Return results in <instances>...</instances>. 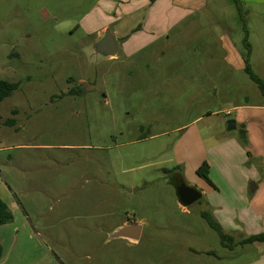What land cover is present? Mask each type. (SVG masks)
I'll use <instances>...</instances> for the list:
<instances>
[{
	"label": "rangeland",
	"instance_id": "374dc122",
	"mask_svg": "<svg viewBox=\"0 0 264 264\" xmlns=\"http://www.w3.org/2000/svg\"><path fill=\"white\" fill-rule=\"evenodd\" d=\"M205 1L192 12L174 0H0V79L20 85L0 102V198L14 215L0 227V264L252 258L227 260L202 218L216 220L222 205L237 212L231 186L245 187L249 203L264 179V97L223 48L225 25L241 33L242 22L232 0ZM142 6L153 9L134 48L118 39L117 59L95 56L116 16ZM243 9L244 22L264 24L260 9ZM203 163L213 186L197 173ZM171 170L198 202L181 205ZM236 217L228 225L249 226ZM134 221L147 222L138 243L110 239Z\"/></svg>",
	"mask_w": 264,
	"mask_h": 264
},
{
	"label": "crops",
	"instance_id": "0c3cea01",
	"mask_svg": "<svg viewBox=\"0 0 264 264\" xmlns=\"http://www.w3.org/2000/svg\"><path fill=\"white\" fill-rule=\"evenodd\" d=\"M174 1L176 4H179L181 6L184 5L187 9L189 8L192 12L195 11L198 12L199 10H201L200 8L202 7V5L206 3L205 0H174ZM240 1L243 7L246 9L248 7L251 8L256 7L257 9H260V11L264 12V0H240ZM138 8H140V10L139 9L131 10L129 14L126 12L119 13V15H117L115 19V21H117L115 29L111 30L116 39V42L118 39L120 41H127L128 47L130 46L131 48H134L135 43H138L137 40H140L138 39L140 37L137 36L139 32L142 30L144 23L145 25L148 23L147 20L149 19L150 12L153 9V7L151 6H146V7L142 6ZM155 13L159 14L157 11ZM249 16L250 17L258 16V13L256 14L255 12H253V10H250L248 12V17ZM246 28L249 35L248 36L249 42L252 48L250 55V65L251 67H253L257 75L264 80V24L258 27H254V25L252 26L250 20H247ZM243 36H244L243 29L241 30V33H237L228 25H225L224 35H223V48L226 52V56H227L226 59L228 60V63L232 65H238V67L243 68V70H245V59H244L245 49L242 44ZM146 45L147 44H143L142 48L146 47ZM134 53L135 51H129L128 53L126 52V54L129 55H133ZM118 54H119V48H118ZM258 66L259 69L256 68ZM247 134L248 132L246 131L245 138L247 137ZM254 185L256 186L255 191L254 192L249 191V193L255 194V196L257 194V197L252 198L249 201V203H245L247 202L246 201L247 191L245 187L240 188L237 187L236 185L231 186V191L234 193V197H236L240 201L239 202L240 207L238 211L237 212L232 211L231 205L229 204L230 206L227 205L229 206L228 208L225 205L221 206L222 212L220 215L218 214V212L217 213L214 212L213 214L216 219L215 221L218 224L219 222L221 223L220 227L223 233L232 237L234 239V243H236L235 247L231 249L229 247L223 246L220 241V246L223 253L222 255H224L226 259L229 261L233 260L232 259L233 256L234 258L237 257L243 258L245 256H248L249 253L253 252L252 258L243 262V264H264V242L243 244V241H245L247 238L251 236L264 234V179L262 180V183H257V184L255 183ZM244 210L245 213L248 212L249 213L242 215L241 213L242 212L244 213ZM235 215H237L236 219H239L242 222L245 221L246 223H248L249 226H247V224H244L243 228L231 226L232 224L231 219ZM220 219L222 221H220ZM136 223H137L136 221L124 222L123 224L118 226V228L133 225ZM146 223L147 222H143L144 226H142L141 237L144 233ZM229 223L231 224L228 225ZM197 236L198 235H194L195 238ZM115 240H123V242H126L129 245L136 244V243H131L130 241L124 239H115ZM185 250H188L191 256H194L195 258L198 259L200 250H198L195 247H190V248L186 247ZM206 253L207 255H209L212 252L207 251Z\"/></svg>",
	"mask_w": 264,
	"mask_h": 264
},
{
	"label": "trees",
	"instance_id": "16d2710c",
	"mask_svg": "<svg viewBox=\"0 0 264 264\" xmlns=\"http://www.w3.org/2000/svg\"><path fill=\"white\" fill-rule=\"evenodd\" d=\"M233 3L235 4L237 11L239 13L240 20L242 22V29H243V40L242 44L245 49V72L251 79L253 83H255L258 88L260 89L262 96L264 97V81L260 79L252 70L251 65H250V55H251V44L249 42L248 38V31L246 28V22H244L243 18V5L240 0H232ZM20 89V85L18 83H13V82H8L0 79V102L4 101L5 99L13 96L18 90ZM69 94H73V91H70ZM12 115H17V111H12ZM16 125V120L14 119H9L4 123L5 127H15ZM246 138L244 137V140ZM209 165L207 163H203V165L199 168L197 173L204 178L207 183L210 186H213L212 182L210 181L208 174H209ZM179 174V173H178ZM180 177L182 178L181 174H179ZM183 179V178H182ZM202 218H204L209 226L214 229L219 237L220 241L223 246L229 247L233 249L236 245L234 243V239L226 234L223 233L221 227L219 224L213 219L212 215L202 213ZM14 221V215L9 209L8 205L0 198V227L10 224ZM256 242H264V234L261 235H255L247 238L245 241H243V244H252ZM3 257V247L1 243V236H0V261L2 260Z\"/></svg>",
	"mask_w": 264,
	"mask_h": 264
},
{
	"label": "water",
	"instance_id": "95a60500",
	"mask_svg": "<svg viewBox=\"0 0 264 264\" xmlns=\"http://www.w3.org/2000/svg\"><path fill=\"white\" fill-rule=\"evenodd\" d=\"M91 50L95 56L105 59L112 60L118 58V45L110 28H107L103 32L102 37L99 41L94 43ZM227 128L229 131H235L237 129L236 122L234 120L228 121ZM240 135L243 138L245 137L244 130L240 131ZM251 187V191L254 192L256 186L252 184ZM176 194L178 201L184 207H189L202 198V194L197 189L189 187L184 183L176 189ZM141 234L142 226L133 224L116 229L112 233L110 239H124L130 241L131 243H137L140 240Z\"/></svg>",
	"mask_w": 264,
	"mask_h": 264
},
{
	"label": "flooded vegetation",
	"instance_id": "af4514ba",
	"mask_svg": "<svg viewBox=\"0 0 264 264\" xmlns=\"http://www.w3.org/2000/svg\"><path fill=\"white\" fill-rule=\"evenodd\" d=\"M167 178L169 180L170 185L174 187L175 191L183 183L186 184L184 180L180 177V175L177 172L172 171V170L168 172ZM186 185L189 186L188 184Z\"/></svg>",
	"mask_w": 264,
	"mask_h": 264
},
{
	"label": "built area",
	"instance_id": "2783aa9c",
	"mask_svg": "<svg viewBox=\"0 0 264 264\" xmlns=\"http://www.w3.org/2000/svg\"><path fill=\"white\" fill-rule=\"evenodd\" d=\"M225 114H226V116H230L232 114V112L231 111H227Z\"/></svg>",
	"mask_w": 264,
	"mask_h": 264
}]
</instances>
